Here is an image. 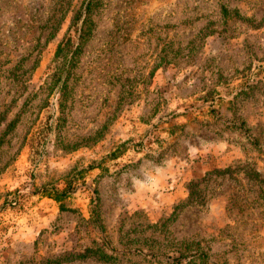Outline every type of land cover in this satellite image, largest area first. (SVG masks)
Instances as JSON below:
<instances>
[{
  "label": "rangeland",
  "instance_id": "obj_1",
  "mask_svg": "<svg viewBox=\"0 0 264 264\" xmlns=\"http://www.w3.org/2000/svg\"><path fill=\"white\" fill-rule=\"evenodd\" d=\"M0 264H264V0H0Z\"/></svg>",
  "mask_w": 264,
  "mask_h": 264
},
{
  "label": "trees",
  "instance_id": "obj_2",
  "mask_svg": "<svg viewBox=\"0 0 264 264\" xmlns=\"http://www.w3.org/2000/svg\"><path fill=\"white\" fill-rule=\"evenodd\" d=\"M75 23H76V21H75ZM74 25H76V24H74ZM82 29L83 28H81V30ZM84 37H86V30L83 31V35L79 36V39L83 40ZM71 46H72V38H71V36H69L63 42H61V44L59 45L57 55L63 54L67 51H70ZM71 52L74 55L76 53V50H71ZM68 63H70V64H66L65 67L63 68L64 72L62 71V74H57V77L55 79L56 82L53 84L56 88H59L61 90H63L67 86L68 77H69V74L71 71V66H72L71 61H69ZM68 192H69V187H66L61 192H57L55 197H56V199L61 200L63 197H65L68 194Z\"/></svg>",
  "mask_w": 264,
  "mask_h": 264
}]
</instances>
